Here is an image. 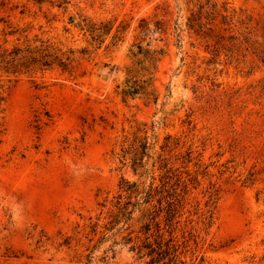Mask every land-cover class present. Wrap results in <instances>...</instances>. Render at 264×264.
Returning a JSON list of instances; mask_svg holds the SVG:
<instances>
[{
  "label": "rangeland",
  "instance_id": "374dc122",
  "mask_svg": "<svg viewBox=\"0 0 264 264\" xmlns=\"http://www.w3.org/2000/svg\"><path fill=\"white\" fill-rule=\"evenodd\" d=\"M213 1L216 22L224 6L264 19V0ZM187 16L185 0H0V42L38 35L86 48L72 72L20 76L6 89L0 264H148L121 243V224L97 227L121 176L139 178L117 157L132 134L155 137V149L170 134L190 150L201 202L210 183L219 189L213 222L198 225L179 264H264V65L222 54L215 69L189 72L191 53L210 55L191 47ZM81 19L101 36L93 47ZM146 48L157 50L148 65Z\"/></svg>",
  "mask_w": 264,
  "mask_h": 264
},
{
  "label": "trees",
  "instance_id": "16d2710c",
  "mask_svg": "<svg viewBox=\"0 0 264 264\" xmlns=\"http://www.w3.org/2000/svg\"><path fill=\"white\" fill-rule=\"evenodd\" d=\"M185 4L188 10L185 25L190 36L197 41H191L190 45L203 46L210 55L191 53L192 60L187 64L189 72L195 73L201 68L204 71L215 69L211 66L218 63L222 54L226 58L246 62L247 56L252 55L264 65V19L224 6L220 21L216 22L217 10L213 0H185ZM92 24L85 19L78 23L83 34L87 35V47H93L101 40ZM153 25L160 27L157 22ZM17 30L5 34H14ZM6 42V39L0 42V134L3 132L9 84L20 76L33 77L37 72L52 68L72 72L74 54L86 50L63 49L61 43L38 35L33 38L24 35L23 39L17 37L10 46ZM133 45L141 48L140 44ZM146 52L148 65L156 60L157 50L146 48ZM129 54L132 63L138 60L134 50L129 49ZM133 70V65L127 68L128 78ZM154 138L147 134H132L131 138L124 135L119 141L117 157L121 166L130 167L139 178L130 180L121 176L117 194L111 198L106 196L100 204L106 221L103 225L97 223V227L109 231L121 224L116 230L121 235V243L129 244V250L139 257H148V264H179L182 253L197 237L198 225L208 227L213 222L219 189L210 183L202 191L203 202L193 196L192 188L200 184L196 176L199 160L193 173L189 169L192 162L190 150L180 153L178 140L170 134L165 135L155 149Z\"/></svg>",
  "mask_w": 264,
  "mask_h": 264
}]
</instances>
